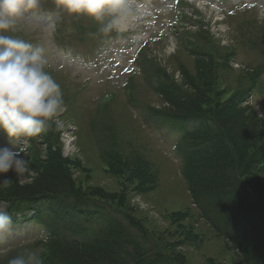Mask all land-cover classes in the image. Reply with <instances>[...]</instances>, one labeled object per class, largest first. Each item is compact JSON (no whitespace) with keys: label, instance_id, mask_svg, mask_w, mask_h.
<instances>
[{"label":"rangeland","instance_id":"obj_1","mask_svg":"<svg viewBox=\"0 0 264 264\" xmlns=\"http://www.w3.org/2000/svg\"><path fill=\"white\" fill-rule=\"evenodd\" d=\"M159 1L163 2L150 0L125 35L97 34L98 25L81 16L85 28L79 37L90 41H81L78 49L73 38L79 28L62 16L66 15L63 10V14H54L58 10L54 0H41V7L18 18L15 29L8 33L45 48L46 70L60 85L67 110L58 117L62 128L57 130L52 122L47 132L27 142L18 139L9 145V138L0 131V147H14L29 162L23 183L12 172L0 177L11 179L7 185L0 183V211L14 205L17 208L13 210L27 215V222H15L18 217L9 214L14 229L0 243V264H8L16 256L26 258L34 251L44 264H64L55 256V244L47 243L51 213L42 206L39 195L24 192L51 171L53 160L61 165L76 191L101 202L108 210L106 218L118 220L121 216L124 222H131V229L148 241L150 250L163 253L170 264H259L255 256L264 258V17L260 15L264 11L245 14L236 11L230 0H199L200 8H189V12L201 13V22L195 24L194 15L189 29L163 40L159 31L166 29L172 16L162 11ZM166 1L173 12L172 0ZM228 11L239 13L238 18H226ZM54 19L66 23L60 24L68 38L63 46L54 42ZM48 20L54 21L49 24ZM239 21L248 24L240 27ZM155 33V41L150 40L143 50L146 71L141 68L136 78L127 75L133 70L130 55ZM114 59L120 63L109 62ZM82 82L90 85L85 87L88 91ZM170 84L187 94L186 107L178 108L161 95V88ZM199 87H204L202 94ZM199 102L205 106L203 112L217 115L226 137L220 142L229 144L235 161L228 162L234 167L232 171L215 150L209 157L193 153L192 160L203 170L202 175L195 174L191 185L187 174H182L183 152L177 149L182 135L174 132L164 117L196 113ZM174 118L191 134L200 128L187 117ZM223 177H234L239 185L221 192L234 189L241 194L244 188L261 207L249 216L253 235L247 237L243 248L237 245L238 236L231 228L234 239L218 234L193 200L195 185L206 189L205 184H212L213 178ZM215 200L225 202L228 197ZM30 203L33 209L28 211ZM36 210L46 213V221L40 216L39 221L30 219ZM236 215L233 213L234 218ZM256 251L258 254H253Z\"/></svg>","mask_w":264,"mask_h":264},{"label":"clouds","instance_id":"obj_2","mask_svg":"<svg viewBox=\"0 0 264 264\" xmlns=\"http://www.w3.org/2000/svg\"><path fill=\"white\" fill-rule=\"evenodd\" d=\"M58 10L75 17H87L98 25V33L107 37L128 31L132 21L147 10L150 0H54ZM41 0H0V131L13 140L24 142L47 132L55 122L56 129L63 127L58 119L66 112L60 85L46 71L48 60L45 48L33 45L8 33L15 29L18 18L34 13ZM29 162L21 151L12 146L0 147V177L15 173L23 183L29 172ZM10 178L0 179L7 185ZM14 229V221L7 211H0V243ZM8 264H44L37 252L27 257L16 256Z\"/></svg>","mask_w":264,"mask_h":264},{"label":"trees","instance_id":"obj_3","mask_svg":"<svg viewBox=\"0 0 264 264\" xmlns=\"http://www.w3.org/2000/svg\"><path fill=\"white\" fill-rule=\"evenodd\" d=\"M202 88L204 90V87H199L201 94L203 93ZM161 95L165 100L170 101L172 105L178 108L186 107L187 100L189 99L180 87L173 84L165 86ZM199 105V110L196 113L175 114L176 116L187 117L189 120H196V117H198L202 120L201 128L205 129L199 133L197 131L196 137L190 139V153L187 157L189 165L187 166L186 174L191 181V185L193 184L195 174L202 175L201 172L203 170L199 162L192 160L194 158L193 153L209 157L215 150V155H219L220 161L230 162L231 164L235 161L232 151L228 147L229 144L220 142L224 138L226 140V137L223 128L216 119L217 115L214 117L211 113L207 114L203 112L205 106L201 103ZM204 126H207V128ZM52 163L53 167L51 171L45 173L39 183L26 187L24 192L33 193V196L39 195L37 196L38 198L40 197L41 200L50 203L51 215L56 217V219H60L61 216L65 217V212L71 211L75 216L72 219V224L76 227V230L82 232L85 220L91 216H98V214L92 215L88 211L102 212L103 209L97 205L99 200L84 198L80 191L74 189L71 180L65 177L61 165L57 164L56 160H53ZM230 163L228 165H231ZM229 169L234 171L232 165ZM198 185L202 184H197L192 189L193 199L197 203H201V197H203L210 202L207 208L203 210V214L211 221L212 226L216 228V224H219L222 228V233L225 234V229L227 228L235 225L244 227L245 223L248 224L247 233L244 235L246 244L247 237L250 236L249 239L252 238L253 234L251 235L250 232L254 227V224H251L249 216L254 215L255 211L259 212V208H261L258 202L255 201L256 199H251L244 188H242L243 193L241 194L239 192L236 194L234 189L221 192L220 190L239 185V182L234 177L231 179L226 177L222 179L213 178L212 184H205L208 186L206 189L201 187L197 189ZM209 189L211 191H208ZM40 194L44 195L40 196ZM225 196L228 197V200L216 202L215 199ZM209 212H212L214 216H211ZM233 213L237 214L235 218L233 217ZM78 214L82 215L84 219L78 221L76 217ZM68 216L71 217V215ZM262 217L264 220V214ZM117 219L112 218L104 225V228L101 229L98 235L93 233L82 242L76 239L66 240L70 244L60 245L56 241L53 247L55 248V251L53 250L55 256L58 255L62 261H65L64 264H99L100 261H105L108 264H170L166 261L163 253L152 252L150 250L148 241L131 229L134 227L131 222H124L121 216ZM75 249H78V252H74ZM79 251H85V253H79ZM73 253L75 256H73ZM244 253L247 252L244 251ZM255 253L257 251L253 252V254ZM255 257L258 259V261L255 260L257 263L264 264L263 256H259L258 254ZM246 261L249 262L247 259Z\"/></svg>","mask_w":264,"mask_h":264}]
</instances>
